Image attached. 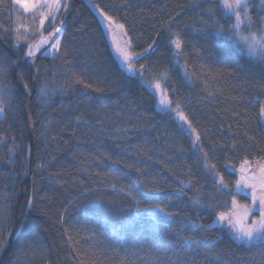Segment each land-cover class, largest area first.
Listing matches in <instances>:
<instances>
[{"label": "trees", "instance_id": "trees-1", "mask_svg": "<svg viewBox=\"0 0 264 264\" xmlns=\"http://www.w3.org/2000/svg\"><path fill=\"white\" fill-rule=\"evenodd\" d=\"M250 3L242 30L260 34L264 8ZM12 9L0 0V264H264V243L218 222L242 166L264 162V60L214 34V20L234 23L221 0H70L45 30H62L58 53L34 58ZM100 9L124 25L139 73L115 57ZM157 204L173 216L152 215Z\"/></svg>", "mask_w": 264, "mask_h": 264}, {"label": "snow or ice", "instance_id": "snow-or-ice-1", "mask_svg": "<svg viewBox=\"0 0 264 264\" xmlns=\"http://www.w3.org/2000/svg\"><path fill=\"white\" fill-rule=\"evenodd\" d=\"M17 5H20L24 10H32L36 9L39 11L40 8L47 9V19L49 20L50 25H54L55 20L58 19V13L62 10V2L61 0H15ZM221 6L224 10H226V15L234 16V23L229 24L227 28L223 24L220 23L218 19L214 20V29L213 32L216 36H222L225 38H232V37H239L241 41H243L244 45L247 48V51L250 55L257 56L260 59L264 60V31L260 34L256 32H249L247 35L243 34L242 26H251V17L249 15V3L248 0H221ZM243 10V16L242 11ZM105 21L107 22V26L109 28H119L124 31V25L118 24L113 16H110L107 12H104L103 9H100ZM209 12L212 10L209 9ZM44 24V19L40 20V25ZM55 34L57 36H62L63 33L59 28L55 29ZM126 34V33H125ZM20 36L18 35L16 38L17 45L19 44ZM48 41L46 39H41L40 44H29L28 50L26 52L27 57H35L36 51L39 50L41 45L47 44ZM171 43L174 45L176 49H181L183 45V40L180 38L179 34H176V39L172 40ZM53 46L58 50L60 46V39L57 38L54 40ZM151 47V45L149 46ZM243 50V49H242ZM120 55L123 61L126 64V68L129 72L135 71L134 65L131 63L134 54L129 53L126 48L119 49ZM2 71V69H0ZM38 71V70H37ZM143 76V73H140ZM164 78H167L166 76ZM149 87H152L155 90L161 89V84L159 81L153 83L152 81L145 82ZM25 88L27 89V84L25 83ZM30 91V89H28ZM40 94L47 95L48 88L47 86H43L39 90ZM3 93L0 91V114H4L5 108L4 103L5 101L2 98ZM159 103L164 106L165 110H174L179 119L183 121H187L188 125H191V121L188 120V117L180 111L179 103H176L175 109H172L173 101L170 100L166 95L161 93V98ZM259 117L264 118V106H262L259 110ZM79 119V118H77ZM194 131V130H193ZM196 139L199 140V135L197 134ZM214 170V168H213ZM222 179V178H221ZM190 183V182H189ZM253 189H255L256 185H251ZM115 189V186L113 185ZM261 188L264 190V181L261 183ZM118 191L123 192L124 189H117ZM128 195H132L131 192ZM135 199V197H133ZM253 204H256L257 197L255 195V191L252 194ZM31 203V201H29ZM198 204L199 201H196ZM149 211L152 215L159 217L161 214L163 218L166 220L167 218L173 216V213L169 212L166 208L162 207L161 205H151L149 206ZM250 214V209L244 210V216L239 217L236 213H223L221 212L218 216V222L227 221V225L233 230L235 233L236 239L240 240L244 243H253V242H260L264 243V195L259 197V217L254 219L252 223L249 225L243 220ZM211 227V225L207 226ZM191 240V238H188ZM195 243V241H191ZM7 241H0V249H2L6 245Z\"/></svg>", "mask_w": 264, "mask_h": 264}, {"label": "rangeland", "instance_id": "rangeland-1", "mask_svg": "<svg viewBox=\"0 0 264 264\" xmlns=\"http://www.w3.org/2000/svg\"><path fill=\"white\" fill-rule=\"evenodd\" d=\"M61 2H62L63 7H62V10L57 14L58 19L55 20L54 25H50L49 20L46 18L47 9L40 8L39 11H36V9L24 10L20 5H17L15 3V0H13L12 16H13V21H14V29H15L16 37L18 35L20 36V40L18 44L19 47H26V49L28 50L29 44H33V45L40 44L41 39L43 38V39H46L48 43L41 45L39 50L36 51V55L45 54V55L52 56L58 53L59 49L57 50L53 46V44H54V40L59 38L60 45H61L62 36H57L55 34V29L51 32V35L45 36L47 35L45 33V30L47 26H55L56 23L59 21V19L62 18L64 11L66 7L68 6L70 0H61ZM251 2L252 4L257 3L258 5L264 8V0H251ZM248 3H249V10H250L252 6L250 3V0H248ZM241 11H242V16H243V10ZM41 19H44L43 25H40ZM103 25H104L107 37L109 39L111 49L115 57L118 59V61L122 65V67L127 71V73H139V70H137V68L132 63V61L131 63L134 65L135 71L129 72L126 68L125 62L123 61L120 55L119 49L121 48H126L127 51L130 53L129 46L127 44V41L124 38L122 30L119 28H115V27L109 28L107 26V22L105 21V19H103ZM249 32H254V31H246V32L243 31V34L247 35ZM233 38L235 39V41L239 44L241 48L247 51L246 46L244 45L243 41L239 39V37H233ZM146 81L147 80H145V82ZM149 88L154 92L156 96L158 108H160L161 110H165L164 106L159 103V100L161 98V93L167 96L165 90L162 87L160 90H155L152 87H149ZM183 114L185 115L184 112ZM174 116L179 126L191 136L193 142L195 144H199V140L196 139V136L198 133L192 127V125L189 126L187 121H183L179 119L175 111H174ZM240 170H241L242 175H241V179L239 180V184L237 188V193L239 194L233 197L230 207L224 213L234 212L239 217H243L244 210L250 209V214L243 220V222L250 225L254 219H257L259 217V197L261 195H264V190H262L261 188V183L262 181H264V162L253 161L250 163H245ZM253 184L256 185L255 189L251 187V185ZM253 191H255V195L257 197V201L255 205L253 204V200H252ZM8 210H9L8 206L2 205V209L0 210V232L4 230L5 222L9 218ZM222 223L225 224L230 230V232L235 235L233 230L227 225V221H224Z\"/></svg>", "mask_w": 264, "mask_h": 264}, {"label": "water", "instance_id": "water-1", "mask_svg": "<svg viewBox=\"0 0 264 264\" xmlns=\"http://www.w3.org/2000/svg\"><path fill=\"white\" fill-rule=\"evenodd\" d=\"M184 187H187V185L184 183Z\"/></svg>", "mask_w": 264, "mask_h": 264}]
</instances>
